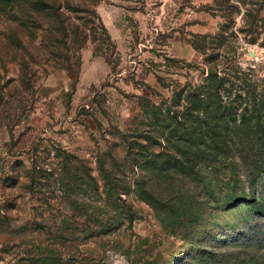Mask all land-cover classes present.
<instances>
[{"label": "rangeland", "instance_id": "rangeland-1", "mask_svg": "<svg viewBox=\"0 0 264 264\" xmlns=\"http://www.w3.org/2000/svg\"><path fill=\"white\" fill-rule=\"evenodd\" d=\"M220 45L264 79V0L0 2V264H264V172L157 112Z\"/></svg>", "mask_w": 264, "mask_h": 264}, {"label": "trees", "instance_id": "trees-1", "mask_svg": "<svg viewBox=\"0 0 264 264\" xmlns=\"http://www.w3.org/2000/svg\"><path fill=\"white\" fill-rule=\"evenodd\" d=\"M217 35L226 39L228 31L220 29ZM212 51L213 56L205 62L215 65L209 68L211 74L204 83L173 91L172 98L157 107L162 121L169 122V128L175 126V139L170 136L166 142L177 143L171 147L182 159L176 161V173L196 180L199 164L238 159L260 175L264 172V79L253 78L251 69L241 71L235 62H229L225 47ZM128 149L126 156L130 157L133 147L129 144ZM149 155L165 157L163 152L155 155L151 151Z\"/></svg>", "mask_w": 264, "mask_h": 264}, {"label": "crops", "instance_id": "crops-1", "mask_svg": "<svg viewBox=\"0 0 264 264\" xmlns=\"http://www.w3.org/2000/svg\"><path fill=\"white\" fill-rule=\"evenodd\" d=\"M106 18H108L107 17V15H106ZM108 20V19H107ZM102 21H103V24H104V26L106 27V29H108V27H107V24H106V21H105V18L104 17H102Z\"/></svg>", "mask_w": 264, "mask_h": 264}]
</instances>
